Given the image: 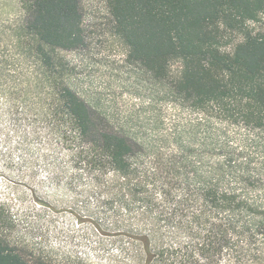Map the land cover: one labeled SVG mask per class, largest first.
I'll list each match as a JSON object with an SVG mask.
<instances>
[{"label":"trees","instance_id":"trees-1","mask_svg":"<svg viewBox=\"0 0 264 264\" xmlns=\"http://www.w3.org/2000/svg\"><path fill=\"white\" fill-rule=\"evenodd\" d=\"M14 2L18 14L0 21V30L12 33L10 47L25 62L17 97L38 122L54 190L92 198L140 264H264V158L231 151L215 162L191 164L192 178L176 159L166 165L157 158L145 169L132 140L105 127L65 82L61 53L85 42L81 0ZM106 4L127 62L166 82L168 93L222 127L264 135V34L251 28L264 0ZM234 36L240 41L228 52ZM174 63L180 65L176 78ZM13 227L0 204V264H52L13 242Z\"/></svg>","mask_w":264,"mask_h":264},{"label":"rangeland","instance_id":"rangeland-1","mask_svg":"<svg viewBox=\"0 0 264 264\" xmlns=\"http://www.w3.org/2000/svg\"><path fill=\"white\" fill-rule=\"evenodd\" d=\"M81 9L85 42L61 53L67 64L65 82L105 127L132 140L136 160L145 169L176 159L186 163L192 178L198 163L215 162L231 151L264 158L263 134L222 127L168 93L166 82L127 62V48L113 33L106 0H81ZM17 14L14 0H0V21ZM251 28L264 33V12ZM14 39L0 30V84H5L0 87V204L13 220V242L52 264H140L128 240L117 235L113 218L102 214L92 198L54 190L37 138L38 122L31 108H20L17 97L25 62L10 47ZM239 41L234 36L225 50L231 52ZM179 71L180 65L172 64L173 78Z\"/></svg>","mask_w":264,"mask_h":264},{"label":"built area","instance_id":"built-area-1","mask_svg":"<svg viewBox=\"0 0 264 264\" xmlns=\"http://www.w3.org/2000/svg\"><path fill=\"white\" fill-rule=\"evenodd\" d=\"M263 33V32H262ZM264 34V33H263Z\"/></svg>","mask_w":264,"mask_h":264}]
</instances>
